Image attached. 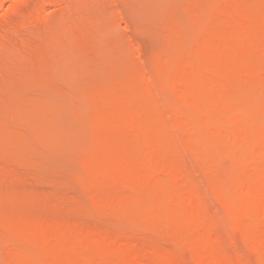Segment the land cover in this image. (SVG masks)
<instances>
[{
    "label": "bare ground",
    "instance_id": "bare-ground-1",
    "mask_svg": "<svg viewBox=\"0 0 264 264\" xmlns=\"http://www.w3.org/2000/svg\"><path fill=\"white\" fill-rule=\"evenodd\" d=\"M14 1L0 23V57L11 53L10 45L20 50L12 36L18 30L15 40H21L20 29L36 26L46 3L67 0ZM185 9V19L180 10L181 17L166 27L153 62L138 48L127 74L118 70L117 80L112 72V84L113 77L102 85L92 82L100 92L93 87L91 109L87 97L80 98L91 137L82 140L79 171L67 177L56 172L48 180L41 168L28 173L45 157L50 163L52 153L40 152L43 161L34 167L28 162L33 156L6 153L9 139L0 136V264H264V0H189ZM79 36L80 44L92 47L87 35ZM35 37L25 38L21 49L33 51L30 43L41 40ZM46 40L42 36L46 44L37 46L46 48ZM71 135L63 140L67 145Z\"/></svg>",
    "mask_w": 264,
    "mask_h": 264
},
{
    "label": "rangeland",
    "instance_id": "rangeland-1",
    "mask_svg": "<svg viewBox=\"0 0 264 264\" xmlns=\"http://www.w3.org/2000/svg\"><path fill=\"white\" fill-rule=\"evenodd\" d=\"M3 1L0 5V10L2 9V12L0 11V13L1 14L3 13L2 14L3 16L0 15L1 16L0 17V23H2V24L4 23V21H2L3 20L2 18H4L6 16L4 14L10 12V11L8 12L7 10H11L9 8L13 5L12 1H14V0H11V1L10 0H3ZM16 1L17 0H15L14 2H16ZM20 1H22V0H19V2ZM67 1H71L72 4H71V2L68 3ZM67 1H64V3L62 2L61 4H57V5L56 4L52 5L50 3H46V5H44V7L42 8L41 13L40 14L38 13L39 14L38 16L36 13L37 20H39V22H37V20H36V22H34V23H37L36 26H38V27H36L35 24H32V25L35 26L36 29L38 28L37 30H38V32L40 31L39 33L36 32L37 30L32 29L33 28L32 25H31L32 28L29 27V29H27V27L26 28L23 27V28H25L23 30L27 29V31H31L29 34V36H31V37H27V36L26 37L29 39L33 38V42H35V40H34L35 34L37 37V38L35 37V39L37 41L39 38L42 40V36H43V38L47 39L46 40V42H47L46 48H43L42 45H40L42 48L37 46L39 43H41V44L43 43V42H40L41 40H39L38 44L36 42L34 44L30 43L31 44L30 46L28 45L30 48L32 47L31 50H33V51L30 52L29 51L30 49H29L27 52V50L23 49V50H25V52H24L21 48L23 47L22 43L23 44L25 43L23 40L26 37L23 38L22 36L27 31L22 33L23 30L20 29L19 32L21 33V40L22 41L19 39L15 40L16 36L19 35L18 30H17V34H16L15 38H13L14 36H12V39H14V40H11L12 42L15 41V42H18L19 44H21V46L18 45V47L20 46V50H18L19 48L17 49V47L16 48L13 47V46H17V43H16V45L15 44L10 45L9 51L11 53H4V54L1 53V55L3 54V56L0 57V71L1 72L5 71V73H6L5 75L3 73V76L0 77V132L2 130H3L2 132H4L3 135L0 134V136L4 137V139H7V140L9 139L8 140L9 142L8 143L6 142L8 145L6 143L5 144L7 146L11 147V149H10L11 151L8 150L9 147H4V149H5L6 153H10V154L12 153V154H16L18 156H21V155L25 156L27 154L26 156H29V157L33 156L34 158H37V159L40 158L39 156H41V154H42L40 152H43L44 154L46 153L45 156H47V157H48L49 153H52L48 159L49 161L51 160V162L49 163L47 160H45L47 158L46 157L43 158L44 155H42L41 157L43 158L44 163L38 167H35V166L38 165L37 162H39V165H40L41 161H43V160H41L42 158H40V160H37V159L35 160L34 158L31 159L30 161L28 160L29 163L34 162L33 166L36 168L35 169L33 167L34 169H31V167H30L29 170H27L28 173H31V172L33 173V171L37 172L35 170H38V168H41V170H42L41 172L45 171V172H43V173H45V178L47 176H49L48 177L49 179H51L50 177L53 178L54 175H56V172L57 173L60 172L64 175H66V177H67L68 174L71 173L70 171H79L80 170V162H82V160H83V159H81V157L84 158V155H83L84 154V141H82V140H84L90 136L89 134L88 135L86 134V131L88 133H90L89 128L91 127V124H89L90 125V127H89L85 123L87 125L88 129L86 127H84L85 126L83 124L84 118H82V117L86 111L85 110H83L84 112L82 110L79 111V109H80L79 106L80 105L82 106V104H84L83 103L84 100H86V101L88 100L86 105H88V102L90 104H92V99L97 94V93H95L96 91L94 90V88L97 90V88L99 87V86H96L97 84H101V83H104L106 81H109L111 79V77H113L115 75H116V78L118 80V79H120L121 75L127 74L128 69H129V68H127V66L130 67V65H131L130 63L131 62L133 63L134 60L131 57L136 55L138 48H140V50L142 48L141 52L143 54V58L147 62L149 61L150 63L153 59L156 58V55L157 56L160 55L159 50L160 51L162 50V44L161 43L163 42V39H165V38H163V36H166V32H167L166 27L169 28V26L174 21H176V19H178L179 16L181 17V15L178 16V14H177L178 11L180 14H182L184 12L182 14V19L186 18L183 16H186V13H185L186 9L185 8L189 2V0H185L186 2H182V0H67ZM180 1L184 4V9L181 7L183 5L181 4ZM185 3H186V5H185ZM74 4H77V5H74ZM65 6H67V7H65ZM13 7H14V5L12 6V8ZM26 8L27 7H25L23 10H26ZM31 9H33V6ZM180 10H181V12L182 11L183 12L181 13ZM4 11H5V13H4ZM28 11L31 12L30 9H28ZM73 11H75V12H73ZM25 12L26 11H23L24 14H25ZM30 12H27V13H30ZM42 13H43V15H42ZM21 14H22V11H21ZM79 15L82 18H80ZM17 16L15 15L13 19H16ZM40 16H42V17H40ZM20 17H21V15H20ZM39 17L41 19H39ZM92 17H94V18H92ZM90 19H93L94 21L90 20ZM80 22H82V23H80ZM90 23H92L94 26ZM84 28L87 29V31ZM88 28H90V29L92 28L91 29L92 31L89 32ZM75 30H77V31H75ZM42 32H43V34H42ZM84 32H87V34L86 33L83 34ZM31 33H34V34H31ZM44 34H46V35H44ZM91 34H93L91 37L92 40L88 37L89 35L91 36ZM25 35H28V34H25ZM76 35L78 37H81V38H82V36H79V35H83V36L87 35L89 40L93 42V44H92L93 48L90 46L92 42H89V40L86 42L89 43L90 47H88L86 45L87 43L85 45L82 43L83 44V46H82V44H80L81 42L79 41L80 39L78 40L79 42L77 41ZM27 38H26V40H29ZM58 38L61 40H58ZM55 39H56V42H54ZM85 39H86V36H85ZM59 41H61L62 45L59 44ZM63 41L67 42V43L64 44ZM27 42L28 41H26V43L24 45H26ZM29 42H32V40H30ZM54 43H56V45ZM11 46L13 47L12 49H11ZM33 46L35 48L38 47L37 49L39 51L37 50V52H35L36 49L33 48ZM85 46H86V48H85ZM26 47H27V45H26ZM55 47H57V49H55ZM87 47L90 49L91 53L87 52L88 51ZM23 48H25V47H23ZM41 49H43V50H41ZM84 49H86L87 51ZM93 49L94 50L98 49L100 53L98 52V50L96 52ZM120 49H122L121 51L124 52L122 54H125V55H123V57H122V55H119V57H118V54H121ZM40 50L43 54L40 53ZM9 51H6V52H9ZM93 51L96 53V55L94 54L95 57H93L94 56L92 53ZM51 52H53V53H51ZM56 52H58V53H56ZM38 53H40L44 57L39 56ZM15 54H17V55H15ZM30 55H32V56H30ZM97 55L98 56L101 55V56L97 58ZM38 56H39L40 60L38 59ZM124 56H127L129 60L127 59V57H124ZM24 57L26 59H24ZM27 58H32L34 60H32V59L29 60ZM89 58L92 61L89 60ZM123 58H125L126 60L125 59L123 60ZM119 59L122 61H119ZM12 60H14V61H12ZM26 60H28V62H27L28 64L25 63ZM37 60L39 62L38 64H37ZM117 60H118V62H117ZM131 60H133V61H131ZM33 61H36V62L33 63ZM128 61H131V62H128ZM11 62L15 63V64H12ZM31 62H32V64H31ZM120 62H121V64H120ZM122 62L124 63L123 65H126V68H125V66L121 67V66H123ZM10 64H12L13 66L11 67ZM17 64H20V65H17ZM30 64H31V66H30ZM1 66H3L4 68H2ZM8 66L10 67L9 70L7 69ZM34 66H35V68H34ZM28 67H29V69H28ZM38 67L40 68V69H38L39 71L36 70ZM23 68H25V69H23ZM122 68H123L124 72H121V71H123V70H121ZM6 69L8 72H6ZM118 70H119L120 76L117 73ZM23 71H25V72H23ZM27 71H28V73H27ZM1 72H0V75H2ZM34 72H36V73H34ZM112 72H114V73H112ZM16 73H17V75H15ZM111 73L113 76H111ZM34 74H36V75H34ZM103 75H105L106 77H104ZM108 75H110V78ZM52 77L55 79H53ZM48 78H50V80H48ZM97 78H99V79H97ZM111 80H110L111 84L117 81V80H114V77ZM100 81H102V82H100ZM21 82H22V84H21ZM26 82H27V84H26ZM92 82H94L96 84L95 86L97 88L94 86V83H92ZM108 83L109 82H107V84ZM87 84H89V85H87ZM11 86H12V88H11ZM54 87H55V89H54ZM91 87H92V89H91ZM22 88H24V89H22ZM46 90H48V92H46ZM85 90H87V91H85ZM90 90H94L93 91L94 93L91 94L92 91H90ZM97 91L100 92V90H97ZM60 92H61V94L58 95L57 93H60ZM62 92L66 93V95L64 96V94ZM82 96H83V98H85V97H87V98L82 101V100H80V98ZM51 97H53V98H51ZM22 99H24V101ZM47 100H51V103H49L50 101H48V103H47ZM79 101L81 102L80 105L78 103ZM26 103H28V104H26ZM43 104H45V105H43ZM25 105H26V107H25ZM56 106H59V107H57L58 110H56L57 109ZM60 106L63 108H61ZM84 107L87 108V106L83 105V107L81 109H84ZM5 108H6V110H5ZM89 108L91 109V105ZM48 109H52V111H55V112H52ZM62 109H63V112H61ZM74 109H76V110L78 109L77 112H80L79 115H81V112H83L82 115L79 116ZM7 111H9V112H7ZM17 111H19V112H17ZM23 111L25 113H23ZM66 111L69 113H67ZM89 111L90 110H87L88 113H89ZM16 112H17V114H16ZM4 113H6V114H4ZM50 114L55 115V116H51ZM77 115H78V117H77ZM11 116H14V117L12 118ZM85 116H86V114H85ZM44 117H45V119H44ZM46 117L48 119H46ZM49 117H50V119H49ZM56 117H59V118H56ZM69 117H72V119L71 118L69 119ZM79 117H81V119ZM51 118H56L57 121L59 120L58 125L54 126L53 123L55 122V124H56V120H53ZM60 118L62 119V121H60L61 120ZM74 118H76V119H74ZM39 119H41V120H39ZM65 119H66V121H65ZM45 120H50L52 123H50V121H48V122L46 121L47 123H45ZM78 120L79 121L81 120V123H79ZM31 121L33 122V124ZM14 123H16V125ZM24 124H25V126H24ZM80 124H82V125H80ZM36 125H38V126H36ZM49 125L53 126V128L51 129V126H49ZM59 125H60V127H58ZM68 125H69V127H68ZM45 126L48 128H46ZM71 127H73V129H71ZM35 128H37V129H35ZM38 128H40V129H38ZM56 128H58V129H56ZM19 129L22 131H20ZM85 129H87V130H85ZM69 130L72 133H68ZM21 132L22 133L24 132V133L22 134ZM60 132L61 133L67 132L68 134L66 133V136L69 134H72L71 137L73 138V141H69L70 143L73 142V143H71L72 145L71 144L67 145V143L65 141L68 139L65 140L66 136L63 137L65 134L62 135ZM76 132H78V133H76ZM27 133H29V134L27 135ZM36 133H37V135H36ZM59 133H60V135H59ZM84 133L87 136L84 135ZM18 134H20L19 136H21L20 141H17L19 138ZM73 134H75V135H73ZM25 137H27V138H25ZM48 137H50L51 139H49ZM61 137H62V139H61ZM45 138H47V139H45ZM28 140H31L30 141L31 143ZM63 140H65V141H63ZM87 140H88V138H87ZM15 141H17L16 144H19V145H16ZM46 142L47 143L51 142L52 144H50V143L47 144ZM34 143L37 144V146H34L35 145ZM31 144H32V146H31ZM55 144L57 147L52 146ZM26 145H27V147H26ZM46 145H48V146H46ZM61 145H63V146L65 145V147H64L65 149H63L62 151L59 152L58 146L61 147ZM13 146H16V149H13ZM29 147H31V148H29ZM53 147H56V148H53ZM45 148H47V149H45ZM49 148H51V149H49ZM69 148L70 149L72 148L71 151L73 153H71V152L67 153L70 151ZM73 148H76V149L74 150ZM49 151H53L56 154H54L53 152H49ZM17 153H19V154H17ZM66 153L68 155H66ZM35 155H37V156H35ZM78 155H80V156H78ZM53 156H55V157H53ZM73 156L75 159H73ZM29 157L24 158V159L25 160L30 159ZM58 158H60V159H58ZM45 161H47V162L45 163ZM35 163H37V165ZM65 163H68V164H65ZM30 164H32V163H30ZM50 165H52V166L50 167ZM64 165H66V166H64ZM54 166L56 167V169ZM42 167H44V168H42ZM49 168L51 171L49 170ZM58 168H61V169L59 170ZM68 168L70 170H68ZM71 168H73V169H71ZM43 169H45V170H43ZM38 171H40V170H38ZM25 172L26 171H24V173ZM201 178H202V175H201ZM41 189L42 188H40V190ZM44 190H47V189L43 188L42 191H44ZM0 199H1V201L2 200L4 201L3 197H1ZM3 204L4 203H2V205ZM113 225L118 226L119 223L113 222ZM177 263H176V261H172L170 264H177Z\"/></svg>",
    "mask_w": 264,
    "mask_h": 264
}]
</instances>
